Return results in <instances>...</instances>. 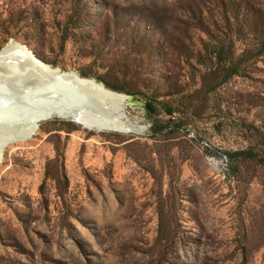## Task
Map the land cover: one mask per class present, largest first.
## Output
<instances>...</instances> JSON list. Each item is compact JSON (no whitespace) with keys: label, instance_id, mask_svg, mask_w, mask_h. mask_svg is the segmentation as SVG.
<instances>
[{"label":"rangeland","instance_id":"374dc122","mask_svg":"<svg viewBox=\"0 0 264 264\" xmlns=\"http://www.w3.org/2000/svg\"><path fill=\"white\" fill-rule=\"evenodd\" d=\"M218 18L212 0H0V48L14 39L140 100L131 120L123 112L129 133L50 119L4 149L0 264H264V164L234 173L223 159L264 152V54L196 116L189 106L207 39L196 27ZM168 104H183L188 124L153 136Z\"/></svg>","mask_w":264,"mask_h":264},{"label":"water","instance_id":"95a60500","mask_svg":"<svg viewBox=\"0 0 264 264\" xmlns=\"http://www.w3.org/2000/svg\"><path fill=\"white\" fill-rule=\"evenodd\" d=\"M17 42L10 39L0 48V163L10 143L30 138L50 119L94 131L129 133L120 129L117 118L125 112L123 102L83 82L77 70L50 64L53 68L45 69L47 63L26 45L21 44L23 50L13 48Z\"/></svg>","mask_w":264,"mask_h":264},{"label":"trees","instance_id":"16d2710c","mask_svg":"<svg viewBox=\"0 0 264 264\" xmlns=\"http://www.w3.org/2000/svg\"><path fill=\"white\" fill-rule=\"evenodd\" d=\"M212 5L217 8L219 18L212 23H206L202 20L199 21L196 29L206 35L207 39L201 38L200 48L196 50L193 55V60L196 64L200 65L199 80L200 85L192 91V95L195 93V100L189 103L192 113L195 116L200 112V104H204L207 96L214 93L225 83L229 82L233 77L242 75V72L247 68L248 64L252 63L253 59H256L264 54V0H212ZM203 13V12H202ZM205 13V12H204ZM261 20V21H259ZM243 44V48L239 51L238 43ZM193 62L189 59V64ZM81 77H86L78 73ZM94 78V77H87ZM97 79V78H95ZM98 80V79H97ZM102 83V81L98 80ZM106 88L117 91L123 94L121 89L115 85H109L102 83ZM101 88L102 86L99 85ZM110 86V87H109ZM112 87V88H111ZM103 89V88H102ZM104 90V89H103ZM107 94L112 95L105 90ZM200 96H197L198 94ZM124 103L125 115L131 120L129 112L140 106V100L132 99L119 95ZM157 99L148 98L146 106L152 113L157 112L158 108L156 103ZM183 104L166 105L165 109L172 117L165 123L155 122L150 125L153 129V136H157L163 133H175L188 124L185 114L180 106ZM175 112L181 113L178 117H173ZM125 115L123 112L117 115L119 119L120 129H124ZM63 125L62 130L71 132L77 129V126L65 120H54ZM149 129V126H148ZM55 143V149L57 155H59L62 148L65 146V139L61 136L57 137ZM62 145V146H61ZM212 156H216L217 153H207ZM228 155V171L237 173L239 164L247 161H255L260 164H264V152L260 153L252 148L237 149L226 152ZM245 251V249L243 248ZM245 254V253H243Z\"/></svg>","mask_w":264,"mask_h":264},{"label":"bare ground","instance_id":"6f19581e","mask_svg":"<svg viewBox=\"0 0 264 264\" xmlns=\"http://www.w3.org/2000/svg\"><path fill=\"white\" fill-rule=\"evenodd\" d=\"M13 48H16L17 50H23V46L21 45V44H19L18 42L17 43H15L14 45H13ZM44 68L46 69H50V68H53L52 66H49L48 64L47 65H44ZM78 74V73H77ZM78 76H80V75H78ZM81 80L83 81V82H90L91 84H94L95 86H97L99 89H101V90H103L104 92H105V90L106 91H108L109 93H111L112 95H121V96H123L124 97V100L127 98L126 97V95L125 94H123V93H120V92H117V91H113V90H110V89H108V88H106L101 82H99L97 79H95V78H87V77H81ZM99 85H101L102 86V88L99 86ZM106 93V92H105Z\"/></svg>","mask_w":264,"mask_h":264},{"label":"built area","instance_id":"2783aa9c","mask_svg":"<svg viewBox=\"0 0 264 264\" xmlns=\"http://www.w3.org/2000/svg\"><path fill=\"white\" fill-rule=\"evenodd\" d=\"M207 157H209V160H210V163H213L215 166H216V168H217V170L219 169V167H218V165L215 163V160H214V157L215 156H212V155H207ZM224 159V161H226V165L228 164V159L226 158V157H224L223 158Z\"/></svg>","mask_w":264,"mask_h":264}]
</instances>
